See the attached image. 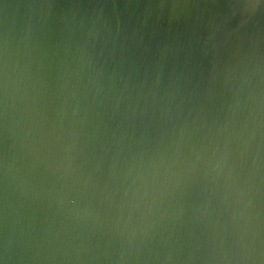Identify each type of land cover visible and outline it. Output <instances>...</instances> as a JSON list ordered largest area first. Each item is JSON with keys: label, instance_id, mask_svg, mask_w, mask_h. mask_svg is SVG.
<instances>
[{"label": "water", "instance_id": "obj_1", "mask_svg": "<svg viewBox=\"0 0 264 264\" xmlns=\"http://www.w3.org/2000/svg\"><path fill=\"white\" fill-rule=\"evenodd\" d=\"M0 264H264V0H0Z\"/></svg>", "mask_w": 264, "mask_h": 264}]
</instances>
